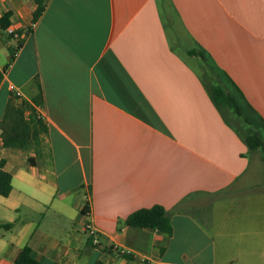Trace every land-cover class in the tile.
I'll return each instance as SVG.
<instances>
[{
	"label": "crops",
	"instance_id": "crops-1",
	"mask_svg": "<svg viewBox=\"0 0 264 264\" xmlns=\"http://www.w3.org/2000/svg\"><path fill=\"white\" fill-rule=\"evenodd\" d=\"M37 7L0 0V18L12 13L0 28V161L12 175L0 224H13L0 230V264L26 247L44 264H264L257 151L225 123L189 54L206 52L264 120V0H46L33 23ZM10 31L21 33L14 58ZM8 105L37 132L26 148L4 146ZM154 205L172 237L126 225Z\"/></svg>",
	"mask_w": 264,
	"mask_h": 264
},
{
	"label": "trees",
	"instance_id": "trees-1",
	"mask_svg": "<svg viewBox=\"0 0 264 264\" xmlns=\"http://www.w3.org/2000/svg\"><path fill=\"white\" fill-rule=\"evenodd\" d=\"M38 7L34 13L33 23H36L42 11L45 9L46 0H35ZM12 13L8 12L0 18V28L2 32L7 31L11 25ZM31 29H27L29 33ZM21 33L4 34L3 41L8 43L17 38L15 48L9 47L12 57L15 51L21 47L22 40L19 39ZM190 55L199 56L205 68V75L202 77V83L209 94V97L221 114L225 123L235 131L242 142L246 145L249 152L259 151L264 160V120L262 116L248 103L242 91L236 86L231 78L218 66H216L202 50H192ZM3 79V71L0 70V83ZM9 119L10 138L2 134L5 147L26 148L37 138V132L24 118V112L16 107L7 106L4 120ZM246 128L240 130V124ZM4 160L0 161V195L7 197L12 192V175L4 169ZM184 199L182 203L186 202ZM126 225L141 229H150L158 231L172 237L174 226L167 210L161 205H154L150 208H143L133 212L125 221ZM13 224H0V230H10ZM127 259H132L131 255H123ZM15 264H44L32 256L29 247L22 250Z\"/></svg>",
	"mask_w": 264,
	"mask_h": 264
},
{
	"label": "built area",
	"instance_id": "built-area-1",
	"mask_svg": "<svg viewBox=\"0 0 264 264\" xmlns=\"http://www.w3.org/2000/svg\"><path fill=\"white\" fill-rule=\"evenodd\" d=\"M11 34H14L13 31H10ZM17 37V34H15ZM16 54V53H15ZM10 91L13 93V95L18 99L21 100L23 103V92L19 90L15 85H10ZM33 111L35 113V116L38 120L43 121L44 120V111L42 104H34L32 106ZM31 110V109H29ZM89 208V200H88V207ZM84 213L86 215H89V210L84 209ZM85 232L86 234L91 238L92 243L94 245H99V239H98V229L96 228L95 224L92 221H87L85 224Z\"/></svg>",
	"mask_w": 264,
	"mask_h": 264
},
{
	"label": "rangeland",
	"instance_id": "rangeland-1",
	"mask_svg": "<svg viewBox=\"0 0 264 264\" xmlns=\"http://www.w3.org/2000/svg\"><path fill=\"white\" fill-rule=\"evenodd\" d=\"M238 126H239V129H240V130L246 128L242 123H241L240 125H238ZM253 158H254V160H255V162H256L257 164H254V165H252V166L258 165V168H259V169L255 168V167H252V171H254L255 169H256L257 171L260 170V172H259V173L256 172L255 175L257 176V180H261V179L264 180V160H263V155H262V153L259 152V151H257V153H255V155H254ZM183 239H184V234H183V233H180V235H179V237H178V241H179V240H183ZM202 241H203V240H199L198 243L201 242V244H202V243H203ZM204 243H205V242H204ZM256 263H257V264L262 263V260H261V258H260V255H257Z\"/></svg>",
	"mask_w": 264,
	"mask_h": 264
}]
</instances>
